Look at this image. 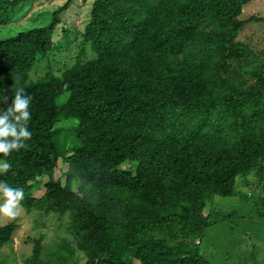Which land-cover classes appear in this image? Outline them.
Segmentation results:
<instances>
[{
    "label": "trees",
    "instance_id": "obj_1",
    "mask_svg": "<svg viewBox=\"0 0 264 264\" xmlns=\"http://www.w3.org/2000/svg\"><path fill=\"white\" fill-rule=\"evenodd\" d=\"M247 1L93 0L77 31L60 17L72 0H0V109L17 88L32 97V136L0 180L23 188L22 207L67 215L57 264L75 251L85 264H209L199 238L231 217L214 198L264 159V60L238 39L255 20L239 18ZM16 228L0 225V247ZM40 248L41 236L25 264Z\"/></svg>",
    "mask_w": 264,
    "mask_h": 264
},
{
    "label": "rangeland",
    "instance_id": "obj_2",
    "mask_svg": "<svg viewBox=\"0 0 264 264\" xmlns=\"http://www.w3.org/2000/svg\"><path fill=\"white\" fill-rule=\"evenodd\" d=\"M93 0H72L67 9L60 14L62 21L77 31H83L90 20V9ZM253 16L255 20L247 21L238 35V39L247 44L250 50L264 60V0H249L243 7L240 19ZM30 25L23 17L16 26L1 30V37L8 36L18 29ZM60 34L55 31L54 38ZM73 53V49L71 48ZM68 55V64L73 61ZM61 53L58 54L60 56ZM61 60L62 57L60 56ZM246 61L252 62L253 58ZM236 62L230 66L235 67ZM45 61H42L32 71L33 75L44 73ZM260 170L246 177L236 178V193L228 197L214 198V209L231 212V217L220 223L210 225L199 238L198 253L209 264H264V220L257 214L256 201L264 195V159ZM66 164L57 160L53 172L54 179L63 180ZM40 185L46 181V176L38 179ZM41 192L39 188L38 194ZM244 196V197H243ZM15 222L17 225L12 240L0 247V264H25L31 256L34 240L41 236L39 261L41 264H57L66 257L59 244L72 239L67 229L68 217L57 213H45L39 208L26 209L21 205L18 215L12 219H0V225ZM197 242V241H195ZM60 254V257L58 256ZM70 264H85L86 258L75 251L67 258Z\"/></svg>",
    "mask_w": 264,
    "mask_h": 264
},
{
    "label": "clouds",
    "instance_id": "obj_3",
    "mask_svg": "<svg viewBox=\"0 0 264 264\" xmlns=\"http://www.w3.org/2000/svg\"><path fill=\"white\" fill-rule=\"evenodd\" d=\"M31 99V95L26 94L23 88H17L11 96L10 104L0 109V175L11 168L4 157L10 151L24 147V142L32 136L28 127ZM23 199V188L12 187L6 181L0 180V219L16 217Z\"/></svg>",
    "mask_w": 264,
    "mask_h": 264
}]
</instances>
